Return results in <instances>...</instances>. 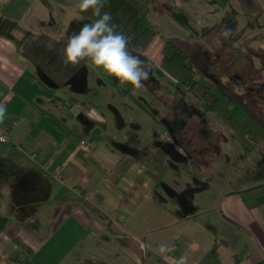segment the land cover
<instances>
[{
  "label": "crops",
  "instance_id": "crops-1",
  "mask_svg": "<svg viewBox=\"0 0 264 264\" xmlns=\"http://www.w3.org/2000/svg\"><path fill=\"white\" fill-rule=\"evenodd\" d=\"M186 1L174 0L181 7ZM29 5L0 0L2 17L12 20L2 24L10 38L0 35V104L7 109L0 123L7 139L0 143V255L14 264H173L186 255L187 264H198L215 246L221 264H264V144L254 143L259 157L232 155L230 161L228 154L240 149L218 119L192 126L202 138L219 142L215 158L202 150L191 156L183 145L194 135L185 139V125L148 116L145 130V110L126 95L112 97L107 88L109 113L120 122V131L112 130L109 117L85 98L83 66L62 72L59 81L18 54L13 35ZM255 5L248 9L257 16L250 36L260 49L264 0ZM212 10L218 16L229 10L242 21L245 8L240 0H227ZM180 25L187 27L186 21ZM258 56L264 58V50ZM233 60L226 82L236 92L244 80ZM259 69L250 76L261 73L264 62ZM250 89L254 94L259 88ZM120 105L138 111L140 120L129 130L117 112ZM182 182L193 187L188 196ZM200 182L204 188H196ZM162 244L170 248V259L158 253Z\"/></svg>",
  "mask_w": 264,
  "mask_h": 264
},
{
  "label": "rangeland",
  "instance_id": "rangeland-1",
  "mask_svg": "<svg viewBox=\"0 0 264 264\" xmlns=\"http://www.w3.org/2000/svg\"><path fill=\"white\" fill-rule=\"evenodd\" d=\"M25 1L32 3V5H29L28 9L24 8V11H22L23 15L17 21L18 28L13 35V42L18 46V54L32 60L41 73H45L46 76L57 78V80L61 81L62 76L58 75L70 68H61L60 62L57 59L58 50L64 47L67 37L74 30H78L81 24L92 21L87 19H83L82 21L70 20V11L75 6L74 2L77 0H66L67 5L58 4L52 0ZM137 1L143 5L142 13L155 33L151 44L144 53L145 59H143L150 63V77L157 79L160 84L145 81V87L142 88V91L145 88L144 94L139 89H128V87L120 89L116 87V91H113L112 97L120 98V94H126L133 105L144 109L148 115L144 112L146 118H144L145 120L143 119L144 122H142L141 126L145 130L146 126L147 128L149 127L148 123L151 124V120L148 122V116L153 120L156 119L155 122L158 123V120L165 113L166 107L175 104L174 99L171 100V96H168L175 88L174 83L159 68V53L165 42H172L178 49L186 53L190 59L197 61L199 65L203 66L208 76L220 85L224 84L226 79L228 80L226 72L228 69L227 65L231 62V56L235 59V62L234 60L232 62L236 65L235 71L242 80L253 84L256 88H259L260 84L264 85V78L260 82H256V78L261 76L256 74L253 79V76L249 74L257 73L260 64L264 62V58L258 56L264 50V45L260 49L255 48V38L254 36H250L252 34L253 22L257 21V16H255L256 14L253 15V11H250V13L248 10H243L242 21H240L234 15H231L232 13L229 10H226V13L222 11L219 16L214 13L212 8H216L217 6L222 8L223 4H220L221 0H187L182 7L181 4L178 5L174 0ZM244 8L251 9L248 4ZM177 14L183 15V17L178 16L180 21L174 17ZM185 21L187 27L185 26V30H183L179 24L184 26L183 23ZM7 22H12V20L3 18L0 11V35L5 36V39L10 38L8 36L10 29L2 26L3 23ZM261 23L264 22L262 21ZM225 28L231 30L230 35L227 37L223 35V29ZM242 31L243 35L240 34ZM187 33L188 35H186ZM261 43L264 44V35H262ZM86 71L88 88L84 94L85 98L90 97V101L92 100L90 102L91 108L94 111L109 117L110 128L112 130L120 131V122L111 112L109 113V107L107 106V102L112 103L110 92L106 91L107 87L101 80L97 79L87 69ZM194 75L195 78L198 77L197 73ZM232 83L234 84V82ZM234 90L236 91L234 93L235 97L238 100L242 101L243 97L250 98L246 106L247 111L264 121V91L260 94H252L243 88H239L238 91L237 89ZM154 92H156L155 95H153ZM162 93L164 99L161 98ZM181 98L180 102L183 100L186 106H182L181 104L178 106L177 102V106L167 107L166 113L170 112L168 118L174 115L179 125L184 124L186 126V128H183L182 133L183 136L185 135V139H187V136L194 135L193 140L183 145L186 154L192 156L194 152L202 150L209 151V157L215 158V151H218L219 142L216 143L213 138H210L211 135L207 139L202 138V134L198 130L192 129V126L214 124L218 118L212 113L205 112L201 108V104L195 103L193 99L184 98L183 96ZM185 107L187 108L186 110ZM134 111H137V109L127 110L121 105L118 107L117 112L125 129L129 130L133 123L138 124L140 119L136 117L137 114ZM235 147L236 149L238 148L237 145ZM255 147L257 149L254 148L250 154L251 157H259V152L261 154V151H259L260 147L256 145ZM228 155L230 156V161L231 159H236L233 156H238L239 158L245 157L241 152ZM179 169L186 173L184 166H180ZM169 172H171L170 169H168L167 173ZM187 177L194 179L192 176L187 175ZM199 187L204 188L202 182L196 188ZM191 188H193L191 185L182 182V189L184 190L182 195L188 196V194H191Z\"/></svg>",
  "mask_w": 264,
  "mask_h": 264
},
{
  "label": "trees",
  "instance_id": "trees-1",
  "mask_svg": "<svg viewBox=\"0 0 264 264\" xmlns=\"http://www.w3.org/2000/svg\"><path fill=\"white\" fill-rule=\"evenodd\" d=\"M52 1L61 5H67L65 0ZM240 1L243 6L246 4L250 5L251 9L245 8V10H255V8H258L256 5L254 7V0ZM226 2L227 0H221L220 4L222 5ZM142 6L137 0H106L101 9V14L104 12L111 14V22L117 26L116 30L130 37L129 50L142 56L143 59L144 53L151 44L155 33L142 13ZM83 16L84 19L91 20L92 22L97 19L91 10L83 13ZM159 54V68L175 82L173 92L170 95L167 93L168 96H171V100L174 99L175 104L167 107L177 106V102L178 106L182 104L183 100L180 102L181 96L191 98L195 103H200L201 108L205 112L214 114L220 123L231 131L232 138L244 156H249L253 152L255 142L264 144V121L250 114L246 108L250 98L243 97L242 99H245L246 103L242 104L235 97V92L232 90L229 82L220 85L212 80L203 66L199 65L194 59H190L186 53L178 49L172 42H165ZM147 63L150 64L148 61ZM196 73L198 77L195 78L194 74ZM258 75L261 76L260 78H264V70L258 73ZM102 83L108 89L116 91L114 82L108 84L102 81ZM238 86L245 91H251L250 88H255L253 84L246 83L245 81H240ZM263 91L264 85L260 84L259 89H256L255 93L260 94ZM155 94L156 92L153 93V95ZM125 95L120 94V98H123ZM161 98L164 99V95ZM167 107L161 118L168 123L173 120V124H177L178 121L174 115L168 118L170 112L166 113ZM132 138L135 137L132 136ZM198 264H221L215 246L204 254Z\"/></svg>",
  "mask_w": 264,
  "mask_h": 264
},
{
  "label": "clouds",
  "instance_id": "clouds-1",
  "mask_svg": "<svg viewBox=\"0 0 264 264\" xmlns=\"http://www.w3.org/2000/svg\"><path fill=\"white\" fill-rule=\"evenodd\" d=\"M106 0H78L70 11V20L82 21L83 13L92 11L97 17L93 22L83 23L67 37L64 47L58 50L57 59L61 68L83 66L95 77L105 83H115L124 89H141L149 80L151 66L140 55L129 50L126 34L118 32L108 12L101 14ZM230 29H223V35L229 36ZM6 107L0 104V123L6 118ZM158 253L166 259L170 251L167 245H160ZM188 257L182 256L173 264H187Z\"/></svg>",
  "mask_w": 264,
  "mask_h": 264
},
{
  "label": "built area",
  "instance_id": "built-area-1",
  "mask_svg": "<svg viewBox=\"0 0 264 264\" xmlns=\"http://www.w3.org/2000/svg\"><path fill=\"white\" fill-rule=\"evenodd\" d=\"M7 141L5 134H0V143H5ZM80 146H84V142L79 143ZM0 264H14L12 260L8 259L7 257L0 255Z\"/></svg>",
  "mask_w": 264,
  "mask_h": 264
},
{
  "label": "flooded vegetation",
  "instance_id": "flooded-vegetation-1",
  "mask_svg": "<svg viewBox=\"0 0 264 264\" xmlns=\"http://www.w3.org/2000/svg\"><path fill=\"white\" fill-rule=\"evenodd\" d=\"M153 80H154V78H153ZM153 80H151V81H153ZM147 81H148V80H147ZM149 81H150V80H149ZM151 81H150V82H151ZM181 105H182V106H186V103L183 102ZM189 108H190V107H189ZM186 109H187V108L185 107V110H186ZM188 110H189V109H188ZM191 112H192V111H191ZM189 114H190V111H189ZM177 125L180 126V125L178 124V122H177ZM177 125H176V126H177ZM183 125H184V124H183ZM174 128H175V127H174Z\"/></svg>",
  "mask_w": 264,
  "mask_h": 264
},
{
  "label": "water",
  "instance_id": "water-1",
  "mask_svg": "<svg viewBox=\"0 0 264 264\" xmlns=\"http://www.w3.org/2000/svg\"><path fill=\"white\" fill-rule=\"evenodd\" d=\"M149 80L151 81V80H153V78H152V77H150V78H149ZM149 80H148V81H149Z\"/></svg>",
  "mask_w": 264,
  "mask_h": 264
}]
</instances>
